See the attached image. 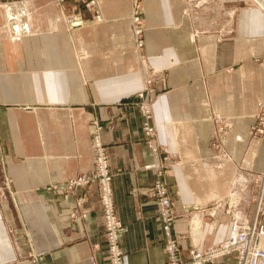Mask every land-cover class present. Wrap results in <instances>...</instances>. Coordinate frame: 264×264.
<instances>
[{
  "label": "crops",
  "instance_id": "0c3cea01",
  "mask_svg": "<svg viewBox=\"0 0 264 264\" xmlns=\"http://www.w3.org/2000/svg\"><path fill=\"white\" fill-rule=\"evenodd\" d=\"M235 12L228 25L225 0H0V264H30L34 254L41 264H109L97 184H69L93 164L95 124L125 264H167L148 195L157 164L184 255L228 236L234 192V214L253 221L264 171V12L251 0ZM148 77L151 140L136 104Z\"/></svg>",
  "mask_w": 264,
  "mask_h": 264
},
{
  "label": "built area",
  "instance_id": "2783aa9c",
  "mask_svg": "<svg viewBox=\"0 0 264 264\" xmlns=\"http://www.w3.org/2000/svg\"><path fill=\"white\" fill-rule=\"evenodd\" d=\"M93 2V1H92ZM134 32L137 47L142 46L141 17L139 5L136 2L132 12ZM72 25L78 21L68 20ZM154 78L146 79L145 88L136 94V104L142 115V129L149 140L154 135L152 123L151 100L149 94L153 91ZM100 127L95 124L92 134L93 164L89 171L69 181L71 186H89L97 184L98 200L101 210V220L106 242V258L109 264H125V256L120 247V234L124 230L114 207L112 192V174L109 169L108 155L99 136ZM151 145V144H150ZM157 176L151 183L148 195L155 199L158 205V214L162 221L164 236V250L167 264H209L218 258L232 256L234 264H264V171L262 185L260 186L256 201V217L247 222L234 214L235 206H227L225 212L231 216L228 236L203 249L190 248L184 255L178 245V237L173 231L175 214L173 200L168 186L163 178V166L155 165ZM83 196L79 197L77 206L83 203ZM218 205V204H217ZM82 216H85L83 213ZM259 216V218H258ZM37 254L30 256V264H41Z\"/></svg>",
  "mask_w": 264,
  "mask_h": 264
},
{
  "label": "rangeland",
  "instance_id": "374dc122",
  "mask_svg": "<svg viewBox=\"0 0 264 264\" xmlns=\"http://www.w3.org/2000/svg\"><path fill=\"white\" fill-rule=\"evenodd\" d=\"M239 2H240V0H231V1L225 0V13H224L225 14V24H228L229 25L230 20L233 17H235V15H236L235 14L236 13L235 11H236V8H237ZM251 2H254V4L256 6H258L260 8V10H262V12H264V6H263V4L260 1H258V0H251ZM260 181H261V185H262V181H263V178L262 177H261V180ZM260 181L258 180L257 183H259ZM259 189H257V190L259 191ZM258 191H257V193H258ZM232 195H233L231 197L232 198V202L233 203H236V202L238 203L239 199L237 197L238 196L237 193L234 192ZM256 201H255V204H254L255 207L252 209L253 212L250 213L251 215H253V217H254V215L256 217V213H255L256 204H257ZM211 211H213V210H211Z\"/></svg>",
  "mask_w": 264,
  "mask_h": 264
},
{
  "label": "bare ground",
  "instance_id": "6f19581e",
  "mask_svg": "<svg viewBox=\"0 0 264 264\" xmlns=\"http://www.w3.org/2000/svg\"><path fill=\"white\" fill-rule=\"evenodd\" d=\"M258 1H260V2L263 4V6H264V0H258ZM232 196H233V195H232ZM232 196H231V197H232ZM229 203H230V204H229L230 206H235V207H236V206L238 205L237 202H236V203H233V202H232V198H230V202H229ZM226 209H227V207H226ZM235 209H236V208H235ZM235 209H234V213H235V211H236ZM236 214H237V211H236ZM236 216H238V215H236ZM238 217H239V216H238Z\"/></svg>",
  "mask_w": 264,
  "mask_h": 264
}]
</instances>
